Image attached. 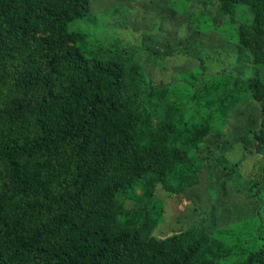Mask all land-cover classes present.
I'll return each instance as SVG.
<instances>
[{
  "label": "trees",
  "instance_id": "obj_1",
  "mask_svg": "<svg viewBox=\"0 0 264 264\" xmlns=\"http://www.w3.org/2000/svg\"><path fill=\"white\" fill-rule=\"evenodd\" d=\"M218 1L224 14L248 10L240 42L264 64V0ZM90 4L0 0V264H264L257 233L157 238L139 205L123 210L120 195L137 185L148 198L157 183L170 193L197 183L195 151L222 98L190 89L185 120L173 88L143 85L137 64L101 56L69 29ZM245 86L261 105L262 152L264 83Z\"/></svg>",
  "mask_w": 264,
  "mask_h": 264
},
{
  "label": "rangeland",
  "instance_id": "obj_2",
  "mask_svg": "<svg viewBox=\"0 0 264 264\" xmlns=\"http://www.w3.org/2000/svg\"><path fill=\"white\" fill-rule=\"evenodd\" d=\"M90 3L89 14L69 29L83 33L101 56L137 64L143 85L173 88L168 96L181 106L185 120L194 112L186 110L190 89L205 84L210 95L222 98L213 107L211 132L195 151L203 165L197 183L181 193L157 183L148 198L140 196L143 189L137 185L120 195L123 210L139 205L156 222L151 233L157 238L190 227L209 235L224 228L264 238V151H255L254 138L261 105L253 99L252 87L245 86L253 76L264 83V64L254 61L240 42L251 35L244 28L248 10L237 7L224 14L218 0ZM163 109L160 102L158 113ZM219 264L234 261L229 257Z\"/></svg>",
  "mask_w": 264,
  "mask_h": 264
}]
</instances>
